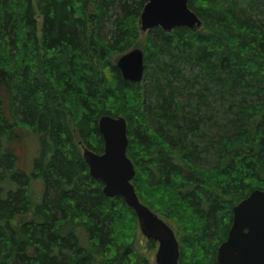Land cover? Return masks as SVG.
I'll list each match as a JSON object with an SVG mask.
<instances>
[{
	"label": "trees",
	"instance_id": "obj_1",
	"mask_svg": "<svg viewBox=\"0 0 264 264\" xmlns=\"http://www.w3.org/2000/svg\"><path fill=\"white\" fill-rule=\"evenodd\" d=\"M147 1L0 0V264H156L134 208L85 160L104 151V114L126 117L133 183L179 223L180 264H217L234 205L264 190V0H189L203 26L149 29L145 84L117 60Z\"/></svg>",
	"mask_w": 264,
	"mask_h": 264
},
{
	"label": "water",
	"instance_id": "obj_2",
	"mask_svg": "<svg viewBox=\"0 0 264 264\" xmlns=\"http://www.w3.org/2000/svg\"><path fill=\"white\" fill-rule=\"evenodd\" d=\"M203 20L189 6V0H149L141 26L149 30L161 25L170 31L178 24L199 28ZM123 76L134 82L145 77V51L138 47L119 62ZM105 138L103 152L85 147L84 156L94 177L104 181L108 196L121 195L134 208L142 232L158 241L156 264H180V243L174 228L139 198L133 178L136 166L127 153V120L123 116L103 115L99 121ZM234 218L227 238L217 250V264H264V190L254 189L234 206Z\"/></svg>",
	"mask_w": 264,
	"mask_h": 264
},
{
	"label": "rangeland",
	"instance_id": "obj_3",
	"mask_svg": "<svg viewBox=\"0 0 264 264\" xmlns=\"http://www.w3.org/2000/svg\"><path fill=\"white\" fill-rule=\"evenodd\" d=\"M114 18L115 17H113V19ZM114 29H115V26H114L113 20H110L108 18V20L105 22V24L103 22V32L107 36L110 37L111 35H113L112 32ZM147 32L148 31H142L141 32V38H140L139 42L134 47L140 46L141 48L144 49V41H145V37L147 35ZM142 81L145 84L147 83L146 78L143 79ZM21 142L22 143L20 145H18V147H17V153L19 155V164L28 167V170H30V167L32 168L33 157L36 155V153L38 151V147H39L38 139H37L36 135L28 134V132L25 131L24 136H23V140ZM215 162L216 161L214 158L211 160L208 159V161L205 163V166H207V167L213 166V165H215ZM38 187L39 186H37L36 188H38ZM37 196H38V193H37ZM162 217L165 218V220L173 226L175 231L180 234L181 229H180L179 223L177 222L176 219H174L173 217H170V216H165V215ZM137 226H138L137 230H136V227H135V229H132L133 227L128 226V228H131L129 230L131 232L130 234L132 236H135L134 238H135L136 242L138 243L139 249L144 251L146 253V255L152 259V261L156 262V252H157L158 245H159L158 241H156L157 242L156 247L154 249H150L149 244H148L149 238L142 232V230L139 226V223ZM180 236H181V234H180Z\"/></svg>",
	"mask_w": 264,
	"mask_h": 264
},
{
	"label": "bare ground",
	"instance_id": "obj_4",
	"mask_svg": "<svg viewBox=\"0 0 264 264\" xmlns=\"http://www.w3.org/2000/svg\"><path fill=\"white\" fill-rule=\"evenodd\" d=\"M149 1V0H148ZM147 1V2H148ZM144 7H145V5H144ZM143 10H144V8H143ZM143 10H142V12H141V14H140V18H139V26H140V28L138 29V30H141V31H148V30H144L143 28H142V26H141V17H142V13H143ZM199 16V15H198ZM200 17V16H199ZM157 26H161V25H157ZM177 26H187V25H183V24H178V25H176V26H174L170 31H168V30H165L162 26V28L165 30V31H167V32H171L175 27H177ZM203 26V23L200 25V27H202ZM155 27V26H154ZM199 27V28H200ZM153 28V27H152ZM193 29H195V28H193ZM196 29H198V28H196ZM138 47H140V46H136V47H134V48H132V49H130L129 51H127V52H125V53H123L122 55H120L119 56V58H118V60H117V64H118V62H119V60H120V58L123 56V55H125V54H127V53H129V52H131L132 50H134L135 48H138ZM119 66V65H118ZM120 68V67H119ZM121 69V68H120ZM122 71V70H121ZM145 71H146V64H145ZM123 74V73H122ZM129 80V79H128ZM131 81V80H130ZM104 115H106V114H104ZM108 115V114H107ZM109 115H111V114H109ZM103 116V115H102ZM101 116V117H102ZM113 116V115H112ZM119 116H123V115H119ZM100 117V118H101ZM115 117H117V116H115ZM124 118H126L125 116H123ZM127 120V119H126ZM99 121H100V119H99ZM127 125H128V121H127ZM100 126V125H99ZM101 130V129H100ZM103 134V133H102ZM104 136V135H103ZM129 137V136H128ZM105 139V138H104ZM128 146H129V144H128ZM127 153H128V148H127ZM85 157V156H84ZM130 157V156H129ZM131 158V157H130ZM86 160V159H85ZM131 160H132V158H131ZM133 161V160H132ZM88 163V162H87ZM134 163V162H133ZM90 171H91V169H90ZM136 172H137V170H136ZM92 174V173H91ZM105 186V185H104ZM254 189H261V190H263L262 188H254ZM253 189V190H254ZM253 190H251V191H253ZM239 203V202H238ZM237 203V204H238ZM237 204H235V205H237ZM234 205V206H235ZM151 208V207H150ZM234 208V207H233ZM152 209V208H151ZM153 210V209H152ZM154 211V210H153ZM155 212V211H154ZM157 213V212H156ZM234 218V217H233ZM140 228H141V226H140ZM142 230V229H141ZM178 240H179V238H178ZM179 243H180V241H179Z\"/></svg>",
	"mask_w": 264,
	"mask_h": 264
}]
</instances>
